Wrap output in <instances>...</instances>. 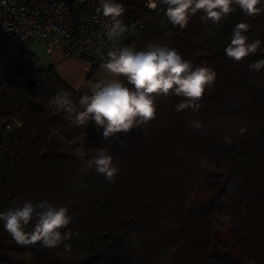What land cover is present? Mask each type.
I'll return each instance as SVG.
<instances>
[{"label": "trees", "instance_id": "obj_1", "mask_svg": "<svg viewBox=\"0 0 264 264\" xmlns=\"http://www.w3.org/2000/svg\"><path fill=\"white\" fill-rule=\"evenodd\" d=\"M132 7L145 26L125 35L127 43L175 48L194 67L214 69L215 83L198 111L177 112L178 96L158 98L155 119L116 141L94 124L77 127L51 103L67 93L78 105L90 91L38 67L34 55L0 69V211L47 199L68 207V229L78 233L67 251L24 246L0 222V264H264V69L248 67L264 59V12L249 17L237 7L218 26L197 14L180 29L164 11L140 0ZM241 22L261 48L237 62L224 49ZM88 61L90 76L102 60ZM81 146L86 158L109 150L120 169L112 183L95 170L80 173Z\"/></svg>", "mask_w": 264, "mask_h": 264}, {"label": "clouds", "instance_id": "obj_2", "mask_svg": "<svg viewBox=\"0 0 264 264\" xmlns=\"http://www.w3.org/2000/svg\"><path fill=\"white\" fill-rule=\"evenodd\" d=\"M146 6L152 10L163 6L168 21L180 29H184L197 14L202 23L211 21L218 26L237 7L249 17L264 12L262 0H147ZM97 11L105 18L102 35L111 45L106 54L100 48L96 50L102 60L103 77L91 84L90 94L81 96L78 105L67 93H57L51 99V103L68 113L72 123L77 127L94 124L98 130H103L104 140L119 141V134L146 127L155 119L158 98H183L176 105L177 112L200 109L205 90L215 83L214 69L206 65L194 67L175 48L167 45L148 43L142 50L123 45L125 34L132 30L122 19L126 8L118 0H100ZM250 27L244 22L234 26L231 41L224 49L227 57L243 62L261 48V40L249 41L246 33ZM248 67L260 72L264 69V59L250 63ZM189 123L195 130L205 127L200 121ZM244 131V128L240 129L241 134ZM225 142L230 144L232 140L226 136ZM87 155L81 146L78 149V159L82 162L80 173L95 170L112 183L120 169L114 164L109 150L99 147L91 158H86ZM205 163L201 161L202 166ZM0 222L11 237L24 246L39 243L41 247L55 249L63 245L67 251L71 247L67 242L78 235L68 229L72 222L68 207L54 206L47 199L15 203V206L0 211Z\"/></svg>", "mask_w": 264, "mask_h": 264}, {"label": "built area", "instance_id": "obj_3", "mask_svg": "<svg viewBox=\"0 0 264 264\" xmlns=\"http://www.w3.org/2000/svg\"><path fill=\"white\" fill-rule=\"evenodd\" d=\"M134 1L118 0L126 8L122 19L132 30L125 35L145 26L133 11ZM146 4L147 0H140V5L151 12L163 11V6L152 10ZM99 8L100 0H0L1 70L24 55L33 42L41 43L48 54L58 50L64 58H100L97 48L106 54L111 45L102 35L105 18ZM122 44L134 47L125 37Z\"/></svg>", "mask_w": 264, "mask_h": 264}, {"label": "crops", "instance_id": "obj_4", "mask_svg": "<svg viewBox=\"0 0 264 264\" xmlns=\"http://www.w3.org/2000/svg\"><path fill=\"white\" fill-rule=\"evenodd\" d=\"M48 55V61L44 62L42 66L44 68L53 67L57 75L74 89L90 91L91 84L104 75L101 65L96 68L92 75H88L92 66L91 61L64 58L58 50L52 51Z\"/></svg>", "mask_w": 264, "mask_h": 264}, {"label": "rangeland", "instance_id": "obj_5", "mask_svg": "<svg viewBox=\"0 0 264 264\" xmlns=\"http://www.w3.org/2000/svg\"><path fill=\"white\" fill-rule=\"evenodd\" d=\"M28 54H32L37 58V66L43 67V63L47 62L49 59L48 53L45 51L43 45L38 42H33V44L29 47L28 51L24 54V57H26ZM3 66V58L2 53L0 52V69ZM44 68V67H43ZM80 141V140H79ZM67 145V144H65ZM70 144L68 143V146ZM9 258L12 260H17L18 258L16 256L9 255Z\"/></svg>", "mask_w": 264, "mask_h": 264}, {"label": "water", "instance_id": "obj_6", "mask_svg": "<svg viewBox=\"0 0 264 264\" xmlns=\"http://www.w3.org/2000/svg\"><path fill=\"white\" fill-rule=\"evenodd\" d=\"M28 83H29V86H32V81H31V80H29V82H28Z\"/></svg>", "mask_w": 264, "mask_h": 264}]
</instances>
